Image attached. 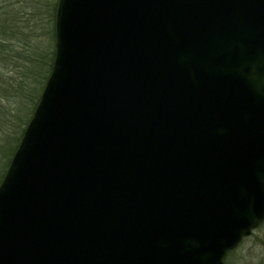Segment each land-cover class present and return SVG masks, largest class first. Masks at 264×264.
<instances>
[{
	"label": "water",
	"instance_id": "water-1",
	"mask_svg": "<svg viewBox=\"0 0 264 264\" xmlns=\"http://www.w3.org/2000/svg\"><path fill=\"white\" fill-rule=\"evenodd\" d=\"M54 8L0 264H224L264 221V0Z\"/></svg>",
	"mask_w": 264,
	"mask_h": 264
},
{
	"label": "trees",
	"instance_id": "trees-1",
	"mask_svg": "<svg viewBox=\"0 0 264 264\" xmlns=\"http://www.w3.org/2000/svg\"><path fill=\"white\" fill-rule=\"evenodd\" d=\"M56 0H0V63L8 64L16 63L17 60H28L23 66V80L16 82L17 87L15 89L16 97L20 99L17 114L12 117V121L18 123L19 109L30 100L32 102L29 116L32 112V106L36 104L38 96L32 95L35 83L42 85L51 68V61L53 57V47L50 43L49 47L46 46V50H38V47H34L35 35L28 33L31 43L27 40L26 29H28L29 20H37L38 18H47L50 30H47L50 39L53 41V17L55 10ZM50 48V49H49ZM49 49V50H48ZM49 51V53H48ZM45 53H47L48 61H45ZM27 58V59H25ZM46 64V67H44ZM3 73L0 72V91L5 92L6 88L3 86L1 79H4ZM30 81L33 87H28ZM32 95V96H31ZM30 98V99H29ZM29 116L22 121L21 124L25 125ZM23 131V128L20 130ZM21 134L18 137H7L5 146L0 147L2 155L5 159L0 166V180L3 176L5 168L7 167L10 155L16 148L17 142ZM7 160V161H6ZM232 251L229 252V255Z\"/></svg>",
	"mask_w": 264,
	"mask_h": 264
},
{
	"label": "rangeland",
	"instance_id": "rangeland-1",
	"mask_svg": "<svg viewBox=\"0 0 264 264\" xmlns=\"http://www.w3.org/2000/svg\"><path fill=\"white\" fill-rule=\"evenodd\" d=\"M47 22V18L40 17L37 20H29L27 23L29 28L26 29V41L29 44L31 43L28 33H33L36 36L35 39H32L34 47H38L39 51L46 50V46L49 47L50 43L53 47V41L47 33V30H50ZM27 61L21 59L15 61L16 63H9V65L0 63V72L4 75V79L1 80H3L2 84L6 88L5 92L0 91V147L5 146L7 137L15 138L18 137V134H21L20 130L25 126L21 123L27 115L29 116L32 105L30 100L19 109L20 119L18 123L12 121V117L17 114L20 103V99L18 100L15 93L16 82L23 80V66L27 64ZM47 61V53H45L44 63ZM44 67H46V64H44ZM27 82L28 87H33L30 81ZM40 89L41 85L38 82L35 83L32 95L36 94L38 96ZM2 152L0 151V166H2L5 159ZM224 260L225 264H264V222L253 230L250 236L245 237L237 248L232 251V254L227 255Z\"/></svg>",
	"mask_w": 264,
	"mask_h": 264
}]
</instances>
